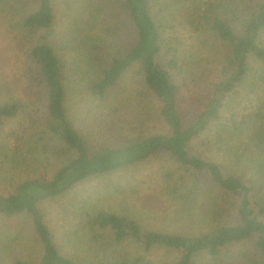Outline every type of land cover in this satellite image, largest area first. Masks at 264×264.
<instances>
[{"label": "trees", "instance_id": "trees-1", "mask_svg": "<svg viewBox=\"0 0 264 264\" xmlns=\"http://www.w3.org/2000/svg\"><path fill=\"white\" fill-rule=\"evenodd\" d=\"M54 1L0 0V17L24 39L40 37L41 32L54 26ZM225 1L227 9L222 7L211 18L201 19L205 22L204 32L222 50L218 81L202 111L187 119L180 108L181 88L172 73L179 67L178 60L165 66L159 60L165 40L152 14V0H117L137 39L126 55L113 58L99 71L90 89L105 97L133 66L139 65L146 89L163 106L161 119L168 133L139 137L117 147L90 144L69 117L64 65L55 47L43 36L26 53L31 70L23 82L0 74V172L20 177L10 181V188L0 189V215L29 219L42 247L39 262L18 257L12 264H80L59 251L40 205L63 198L86 181L143 163L163 152L214 188L239 196V203L222 211L225 215L213 212L211 218L220 217L222 225L201 235L146 230L128 214L79 204L76 234L94 257L87 264L144 262L141 257L131 259L127 243L136 245L145 255L156 249L175 254L172 264H196L203 255L208 264H264V165L260 164V156H264V95L258 94L249 107L250 113L242 117V124H235V131L225 133L226 142L220 137L219 151L234 169L196 155L194 147L196 142L210 144L208 134L219 125L227 102L252 73L257 74L251 62L264 66V0ZM190 25L197 26V20L191 18ZM258 78L264 82V73H258ZM29 87L45 90L43 106L38 105L34 92H24ZM237 132L245 137L240 146L231 142ZM171 195L182 200L176 190ZM167 210L165 205L162 213L167 214ZM243 245L248 246L246 251L239 249Z\"/></svg>", "mask_w": 264, "mask_h": 264}, {"label": "rangeland", "instance_id": "rangeland-1", "mask_svg": "<svg viewBox=\"0 0 264 264\" xmlns=\"http://www.w3.org/2000/svg\"><path fill=\"white\" fill-rule=\"evenodd\" d=\"M225 3V0H152V14L161 25L165 40L164 53L159 60L164 66L173 59L178 60L179 67L172 73L181 88L180 108L187 119L202 111L208 100L218 81L222 54L215 39L204 32L205 22L201 19L211 18L217 10L226 8ZM54 9L53 28L39 35L55 47L62 60L67 111L74 126L89 138V143L117 147L139 137L168 133L161 119L163 106L146 89L139 65L133 66L105 97L90 89L99 71L113 58L126 55L137 39L117 0H55ZM229 16L233 18L231 13ZM191 18L197 20V26L190 25ZM40 37L24 39L0 17V74H9L11 79L23 82L31 70L26 53ZM251 68L257 74L252 73L227 102L219 125L208 134L210 144L196 142L194 146L196 155L222 163L230 170L234 169L231 161L219 151L220 137L226 142L225 133L235 131V124H242V117L250 113L249 107L256 102L258 94L264 95V82L258 78V73H264V66L252 61ZM24 92H34L38 105L43 106L41 98L45 90L42 87L24 88ZM244 141V135L240 137L237 132L231 142L240 146ZM241 149L244 151V146ZM260 160L264 165V156L261 155ZM16 176L0 172V189L10 188V181L20 178ZM173 190L182 200L178 195L177 198L171 195ZM239 201V196L233 197L214 188L204 177L184 169L168 152H163L143 163L86 181L63 198L41 204L40 209L59 251L77 263L87 264L94 257L76 234L79 233L76 227L79 204L128 214L146 230L201 235L222 225L218 221L220 217L211 218L213 212L225 215L222 211L236 206ZM171 204H174L173 209ZM165 205L169 208L167 214L162 213ZM125 248L131 253V259L144 260L140 264H172L177 257L162 249L145 255L131 243L125 244ZM247 248L243 245L239 249L246 251ZM18 257L32 263L42 257V247L32 223L26 217L0 215V264H12ZM208 263L207 256L196 259V264Z\"/></svg>", "mask_w": 264, "mask_h": 264}]
</instances>
